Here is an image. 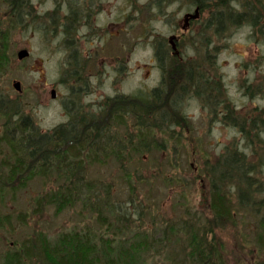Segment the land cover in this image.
Returning a JSON list of instances; mask_svg holds the SVG:
<instances>
[{"label":"rangeland","instance_id":"obj_1","mask_svg":"<svg viewBox=\"0 0 264 264\" xmlns=\"http://www.w3.org/2000/svg\"><path fill=\"white\" fill-rule=\"evenodd\" d=\"M8 1L0 0V26L10 30L0 98L29 116L41 132L68 123L78 110L99 114L115 96L149 95L169 89L174 79L184 86L174 96L180 109L166 118L173 123L162 118L166 110L147 117L156 147L126 154L123 164L110 157L87 167L92 183L107 189L104 196L130 219L129 229L145 232L152 242L165 241L161 250H150L145 264H192L183 250L187 243L178 241L187 239L179 233V222L212 225L211 179L215 173L219 181L225 159L234 153L263 187L249 192L245 206L238 203L236 181L219 183L237 209L208 239L218 264H264V0H227L222 6L219 0H199L204 9L186 29L193 0H25L15 9L20 22ZM249 7L261 15L260 26L243 20L216 31L213 17L220 9ZM251 13L248 19L255 16ZM23 49L30 54L20 60ZM17 81L21 91L14 86ZM4 121L0 113V139ZM122 123L121 136L139 141L148 135L131 115ZM4 145L0 165L9 154ZM61 185L65 181L51 175L15 192L0 186V264L41 235L55 242L63 232L106 231L105 219L80 201L62 212L38 203ZM106 216L114 223L112 214ZM23 262L44 264L37 255Z\"/></svg>","mask_w":264,"mask_h":264},{"label":"trees","instance_id":"obj_2","mask_svg":"<svg viewBox=\"0 0 264 264\" xmlns=\"http://www.w3.org/2000/svg\"><path fill=\"white\" fill-rule=\"evenodd\" d=\"M24 1H8L14 9L17 22H20L22 17L15 9L23 7ZM197 1L202 11L204 5ZM219 2L218 5L221 6L227 4V0ZM220 10L221 12L215 13L213 17L216 31L229 24H242L243 20L255 27L260 26L261 15L255 14L252 7L243 12L235 9L233 12ZM251 12L255 16L248 19ZM261 28H264V25ZM9 35L10 30L0 26V74L9 64ZM174 74L176 76L177 71ZM192 75L187 73L189 78ZM184 79L181 75L180 82ZM183 88L184 86L177 85L174 79L169 89L157 88L149 95H137L134 98L116 96L107 101L99 114L78 110L68 123L55 127L51 132H41L29 116H22L17 108L0 98V113L4 116L6 124L4 136L0 139V148L5 144L9 150V154H5V163L0 165V186L3 192H15L37 177L47 179L56 175L58 179L65 181V185H61L58 190L47 192L38 203L52 204L56 207V212H62L80 201L106 221L103 224L106 231L102 234L92 230L63 232L55 242L41 235L34 244L27 242L7 254L2 264H24L23 260L36 255L44 264H145V257L150 250H161L160 247L165 242L163 239L152 242L145 232L138 233L129 229L127 222L130 223V219H125V212L116 211L110 199L104 196L108 192L107 189L92 183L87 176V167L93 163L105 164L106 159L110 157L123 164L129 155L138 154L151 146L156 147V141L152 139V127L147 126V117H155L158 111L166 110L162 111V118L166 119L169 118V111L179 110L180 102L177 104L174 96ZM130 115L136 121V128L147 130L148 135H143L139 141L119 134L122 121ZM166 122L173 123L171 119H166ZM126 154L128 156H125ZM239 156L234 153L225 159V171L220 175L219 181L214 179L215 173L212 176V225L202 223L200 226L179 222V233L187 239L178 241L187 243L183 250L192 264H218V253L211 245L208 234L214 233V228L221 227L224 220H231L234 210L237 209L232 206L233 200L229 199L228 192L219 183L236 181L238 203L245 206H248L247 201H250L249 192L256 193L257 186L260 190L263 187L252 177L254 171L249 169L244 159ZM3 168L4 173L1 172ZM242 187H245L246 191L241 190ZM106 213L115 217L114 223L107 220ZM127 215L130 216V213ZM131 222L137 227L136 221ZM168 229L170 233L175 234L176 227ZM111 230L114 231L110 237ZM119 236L120 240L116 241Z\"/></svg>","mask_w":264,"mask_h":264},{"label":"water","instance_id":"obj_3","mask_svg":"<svg viewBox=\"0 0 264 264\" xmlns=\"http://www.w3.org/2000/svg\"><path fill=\"white\" fill-rule=\"evenodd\" d=\"M198 17H200V8H196L195 11L193 13H188L185 15V24L183 26V29H186L188 22H190V20H196ZM176 49V47L174 46V50ZM29 51L27 49H23L18 53V58L20 60L25 59L29 56ZM15 88L18 91H21V83L19 81L14 83ZM52 96L56 97V91L52 90Z\"/></svg>","mask_w":264,"mask_h":264},{"label":"flooded vegetation","instance_id":"obj_4","mask_svg":"<svg viewBox=\"0 0 264 264\" xmlns=\"http://www.w3.org/2000/svg\"><path fill=\"white\" fill-rule=\"evenodd\" d=\"M197 2H198L197 0H193V3H194V9H193V11H194L196 8L200 7V6L197 4ZM101 5H102V7H104L103 4H101ZM190 12H191V11H189V12H187V13H190ZM187 13H186V14H187ZM190 23H191V22H190ZM88 24H89V21H85V22H84V25H85V26H87ZM115 97H116V96H115Z\"/></svg>","mask_w":264,"mask_h":264}]
</instances>
